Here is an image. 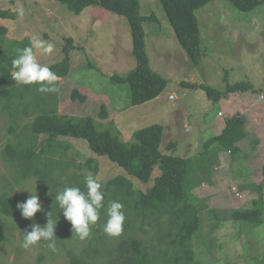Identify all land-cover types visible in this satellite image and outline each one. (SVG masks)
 <instances>
[{
  "label": "rangeland",
  "instance_id": "obj_1",
  "mask_svg": "<svg viewBox=\"0 0 264 264\" xmlns=\"http://www.w3.org/2000/svg\"><path fill=\"white\" fill-rule=\"evenodd\" d=\"M140 2L142 14H154V18L144 22L150 62L156 71L170 80L168 87L148 103L134 106L129 85L112 80L114 74H127L137 62L128 19L103 7L89 6L75 14L58 0H0V10L8 9L16 15L15 18L0 15V26L7 28L6 33L0 34V50L13 45L15 40L22 42L28 37L32 42L38 37L54 45L51 54L33 49L40 63L50 65L63 59V47L68 44L67 38H72L71 73L66 77L57 76L56 107L54 102L51 106L54 104V109L67 117L78 118L91 113L102 127L112 128L125 141L134 140L137 129L162 124L161 149L165 153L188 156L192 161V176L199 179L205 174L206 177L193 189L207 206L201 210V229L193 238L197 263L264 264V223L253 226L226 216L213 227L217 220L210 211L217 210L219 216H224L235 209L252 208L253 199L259 197L253 184L264 185V4L243 12L228 0H214L198 9L202 58L199 64H194L192 56L179 42L161 0ZM89 62L96 67H89ZM225 72L229 82L249 80L262 91H238L214 103L202 85L225 89ZM183 81L199 85L191 89L183 86ZM74 88L87 95L84 102L72 99ZM103 104L110 109L106 119L100 116ZM3 110L4 105L0 104V194L8 192L17 204L29 195L26 190H16L17 187L27 185L33 191L36 187L44 212L38 211L34 220L22 218L21 213L8 216L0 212V264H117L121 257L112 255L108 249L115 243L124 242L118 249L126 250L129 236L141 239L153 260L167 250H174L170 245L174 235L161 233L163 237H160L157 228L141 229L138 222L128 230L123 227L119 236H109L103 231L107 219L105 204L85 240H80L74 233H60L64 216L55 202V191L58 186L81 184L78 180L65 179L74 176L83 180V175H94L87 165L89 160H92V166H98L95 177L99 181L124 176L137 191H146L161 171L156 168L149 183L141 182L109 157L95 153L87 140L60 136L56 149L66 151L63 158L72 163L65 169V164L53 162L48 168L52 170L51 176H28L16 181L17 167L7 159L4 147L8 142L16 146V143L33 137L27 126L35 113L33 109L30 115L20 112L18 120L13 122L6 114L9 110L4 114ZM235 115H242L244 119L246 137L239 140L240 149L234 153L222 149L213 158H203L201 152L208 142L221 136L226 121ZM12 122L18 126L16 132L10 131ZM44 140V135L39 136L37 152L43 147ZM171 142H176L174 149L168 147ZM215 145L211 146L212 150ZM206 161L210 165L209 171L204 166ZM8 182L12 184L11 188L7 186ZM111 199L112 196L104 202L108 204ZM47 212L57 221L56 251L49 249L43 240L29 249L22 248L25 228L34 222L45 225Z\"/></svg>",
  "mask_w": 264,
  "mask_h": 264
},
{
  "label": "trees",
  "instance_id": "obj_2",
  "mask_svg": "<svg viewBox=\"0 0 264 264\" xmlns=\"http://www.w3.org/2000/svg\"><path fill=\"white\" fill-rule=\"evenodd\" d=\"M70 11L80 14L89 6H100L109 11L125 16L130 24L133 37V54L136 58V66L125 75L114 74L112 80L115 83L128 84L130 88L131 101L134 106L148 103L157 98L169 85L166 77L156 71L147 53V32L144 22L154 18V14L145 16L141 12L140 0H58ZM214 0H161L172 28L181 43L192 56L194 64L201 62V43L202 33L200 29V19L196 11ZM237 9L243 12L252 11L264 4V0H228ZM0 15L4 18H15L14 12L8 9L0 10ZM7 28L0 26V34L6 33ZM68 44L64 45L65 56L61 61L48 65L51 70L59 77H66L71 73V50L73 47L72 38H67ZM31 46L28 37L19 42L15 40L13 45L0 50V104L4 105L2 113L6 112L11 121L18 120L20 112L30 115L31 109L34 110V118L29 126L33 137L26 138L25 141L16 143V146L8 142L4 147V152L11 164L17 167L16 181L28 176H41L46 178L51 176L49 164L53 162L65 164V169L72 163L71 160L65 161L63 156L66 151L58 152L60 136H70L78 139L87 140L89 147L98 155L107 156L127 172L137 177L141 182L149 183L158 168L161 174L154 179V184L146 191H137L134 184L124 176H117L109 180L99 181L102 184V191L105 200L111 198L112 201L122 203L125 215L123 222L124 230L135 226L138 222L142 228L158 229L157 235L163 237L161 233L174 235L170 245L174 250H167L159 254L153 260L143 241L134 236H129L127 249L120 251L118 248L124 242L111 245L108 250L113 254H119L121 260L117 264H198L196 261L197 252L193 248V238L201 229L202 216L201 210L207 208L202 203V198L198 197L193 189L196 185L206 179L205 174L202 178L196 179L192 176V162L189 157L165 153L161 149L164 136V126L160 123L144 126L134 132V140L125 141L120 134L110 127H102L96 117L85 115L82 117L62 116L54 108L56 107L57 92L41 93L37 89L38 84L21 85L11 78L13 71L11 61L16 56V49ZM89 67H96L92 62L87 64ZM225 89H216L210 85H202L207 96L214 103H219L222 97L248 89L262 91L249 80L229 82L225 72ZM58 82V80H57ZM56 82V83H57ZM183 86L194 89L196 84L181 82ZM20 85V86H19ZM87 95L82 94L78 88H74L72 93L73 100L85 101ZM53 107L51 106L52 103ZM19 109V110H18ZM115 110V109H114ZM110 109L103 104L100 116L108 118ZM12 122L11 132H16L18 126ZM244 119L242 115H235L228 118L223 134L214 141L210 140L206 148L201 152L202 157L213 158L219 150H228L234 153L240 149L239 140L246 137L244 133ZM45 136L44 145L37 150L39 136ZM41 142L40 144H42ZM217 143V145H215ZM176 142H171L169 148L174 149ZM215 145L214 150L211 146ZM212 159H210L211 161ZM92 160L87 165L93 169V176L97 172L98 166H92ZM56 165H54L55 167ZM204 166L209 171L208 161ZM64 168V167H62ZM201 169L200 171H204ZM63 172V171H62ZM61 172V173H62ZM206 172V171H205ZM61 175L59 179H62ZM70 177L65 180H78L80 187L85 190L84 178ZM10 182L7 186H11ZM59 184H57L58 186ZM47 188L50 186L45 185ZM259 197L253 199L252 208L235 209L224 216H219L218 211L210 209L217 220L213 227L218 226L219 221L225 217H230L235 221L248 222L253 226H260L264 223V185L253 184ZM11 188V187H10ZM58 188H62L58 186ZM16 201L8 192L0 194V212L8 216L18 215L20 211L16 208ZM107 206V202H104ZM105 206V207H106ZM107 218V216H106ZM161 218V220H160ZM62 225L60 233L70 234L71 224L64 217L61 219ZM154 221V222H152ZM216 224V225H215ZM167 225V227H164ZM0 227V240H1ZM166 232H163V231ZM130 231V230H129ZM122 233V232H121ZM170 254V255H169ZM73 260L79 261L75 257ZM169 262V263H168ZM183 262V263H182ZM115 264V263H114Z\"/></svg>",
  "mask_w": 264,
  "mask_h": 264
},
{
  "label": "clouds",
  "instance_id": "obj_3",
  "mask_svg": "<svg viewBox=\"0 0 264 264\" xmlns=\"http://www.w3.org/2000/svg\"><path fill=\"white\" fill-rule=\"evenodd\" d=\"M23 10L21 9V14ZM33 49H40L44 54H51L54 49L52 43H48L38 37H34L31 46L16 49V56L12 59L13 71L11 78L19 84H38L41 93L57 92V75L51 68L38 61ZM85 190L78 186H64L55 191V202L59 210H62L64 218L70 222L72 232L80 240L90 236L91 226L95 225L100 218V210L104 208L105 194L102 184L91 173L84 178ZM16 190H26L29 195L24 201L17 202L16 208L21 217L34 220L38 211L44 212L37 190L33 191L27 185L17 187ZM51 195V193H49ZM123 205L118 201H109L106 208L107 219L103 224V231L109 236H119L123 231L125 220ZM47 222L41 226L33 223L25 228L21 247L29 249L39 241L47 242V247L56 251L55 229L57 221H54L49 212L46 213ZM30 229V230H29Z\"/></svg>",
  "mask_w": 264,
  "mask_h": 264
}]
</instances>
